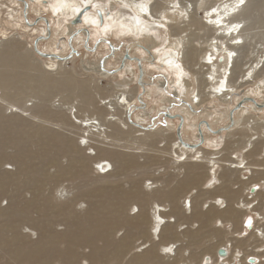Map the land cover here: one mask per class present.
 <instances>
[{
    "label": "bare ground",
    "instance_id": "6f19581e",
    "mask_svg": "<svg viewBox=\"0 0 264 264\" xmlns=\"http://www.w3.org/2000/svg\"><path fill=\"white\" fill-rule=\"evenodd\" d=\"M24 1L28 20L37 14L28 30L45 27L32 49L0 38L2 96L36 99L22 109L9 104V117L0 108V264H264V249L255 251L264 247V158H258L264 156V132L258 130L264 129V42L241 62L254 38L247 19L256 20L262 1L251 12L255 0H14L23 17ZM34 2L45 4L35 8ZM85 8L82 23L73 25ZM46 11L57 15L56 22ZM64 22L69 32L63 37ZM110 33L136 37L128 42L136 47L119 51ZM37 39L49 58L36 53ZM98 57L97 64L82 67L96 77L77 81L71 65ZM37 58L48 63V73H36L31 62ZM149 66L159 74L151 75ZM106 78L115 94L100 91ZM155 90L167 103L153 115L147 100ZM59 92L77 95L82 105L69 99L59 109L50 106ZM26 111L41 124L21 119ZM189 128L196 131L192 137ZM132 133L140 149L149 150L141 154L143 164L137 153L112 147ZM235 135L245 142L223 155L215 137ZM166 155L175 170H153ZM6 162L15 170L5 169ZM94 166L107 172L94 177ZM135 170L141 171L133 176ZM83 203L88 207L82 211ZM252 223L257 234L236 237ZM119 231L124 233L117 238Z\"/></svg>",
    "mask_w": 264,
    "mask_h": 264
},
{
    "label": "rangeland",
    "instance_id": "374dc122",
    "mask_svg": "<svg viewBox=\"0 0 264 264\" xmlns=\"http://www.w3.org/2000/svg\"><path fill=\"white\" fill-rule=\"evenodd\" d=\"M26 1H28L29 2V0H26ZM43 1H45V0H43ZM257 1H259V0H257ZM257 1L255 0V2L253 1L252 2V4H251V7L249 8V11H251V9L252 8H254L253 6H255V5H257ZM260 1H262V2H260V5H261V3H262V7L260 6V8L259 7H257L256 9L257 10H259V11H257V12H255V17H256V20H254L252 17V19H250V18H248L247 19V27L248 28H251V30L252 31H250V32H248V33H252V32H254V33H252V36L254 37L250 42H248L247 44H246V47L243 49V53H242V58H241V62L242 63H245L246 61H249L252 57H254V55L255 54H252V52L254 51V53L258 50V48L260 47V46H258V45H260L262 42H264V0H260ZM39 2H34L33 3V6L35 7V8H42L43 6H44V2H43V4H41V3H39ZM40 5V6H39ZM43 5V6H42ZM22 11H23V6H20V5H17L15 2H14V0H0V38L1 39H8V41L9 40H12V39H14V40H17V41H21V43L23 44L22 46H24V45H27L28 47H30L31 49H32V47H31V45H32V42H33V40L37 37V36H40L41 34H43L42 32V30H43V28L45 27V24H43V23H40V24H38L39 26H37V27H34V29H32V31H31V29L30 30H28V28H27V24H25L26 22H25V19H24V17H23V13H22ZM251 12H253V11H251ZM260 12V13H259ZM35 14H30L29 15V20L30 21H34L35 20V18H36V12H34ZM262 13V14H261ZM52 15V16H51ZM45 16H46V18L47 17H52V19H54V21L56 22V20L58 19V18H56L57 17V15H55V14H52V13H50L49 11H46L45 12ZM199 17H201L202 16V14H199L198 15ZM15 19V20H14ZM24 19V20H23ZM28 20V21H29ZM22 23V24H21ZM66 22H64L63 23V25H62V28L61 29H63V30H65L64 31V33H63V37L65 36V35H67L68 34V30H69V27H68V22L65 24ZM256 24V25H255ZM261 26V27H260ZM201 33H203V31H200ZM256 32H258V33H256ZM256 33V34H255ZM251 36V37H252ZM16 38V39H15ZM38 38V37H37ZM256 38V39H255ZM94 39V38H93ZM263 39V40H262ZM110 40H112V41H114L116 44H118V46L120 47V50L119 51H121V52H123V51H126V48L129 46L130 48H135L136 46H131L130 44L131 43H128L130 40H133V42L135 43V41L136 40H138L136 37H132L130 34H127V35H125V36H122L120 33L119 34H111L110 33ZM143 39H139V41H142ZM132 42V43H133ZM95 45V44H94ZM93 45V46H94ZM126 45V46H125ZM258 46V47H257ZM47 49H48V51H51V49H52V46L51 45H49V44H47ZM3 49V48H2ZM2 49H0V51L2 50ZM131 51H132V49H131ZM102 52L103 53H105L106 52V50L104 49V50H102ZM247 55V56H249L248 58H244L245 56ZM76 56H77V54H76ZM38 59V58H37ZM40 59V58H39ZM38 59V60H39ZM98 59H99V57L97 58V59H94V58H91L90 60H86V61H84L82 64H80V67L78 68V67H75V66H73V65H71L73 68H74V74H75V79L77 80V81H80V80H84V79H86V78H89V77H91V76H94V77H96V73H93V72H90L89 74L87 73V72H84L83 70H82V67L85 65V64H93V63H95V64H97V61H98ZM117 62H120V60L117 58V60H116ZM116 61H115V63H113V64H116ZM31 63H33L35 66H37V68H38V71L36 72L37 74H41V73H48V70H50V69H48V68H46V66H48V63L47 62H45V59L43 60L42 59V61H37V60H33ZM247 65H249V64H247ZM245 66L244 67V69L246 68V67H248V66ZM114 66V65H113ZM72 68V69H73ZM149 68H151L150 69V71H149V73L151 74V75H158L159 74V72L160 71H158V70H156V69H153V67H150L149 66ZM40 69V70H39ZM68 68H66V70H67ZM238 69H239V66H238ZM238 69L236 70V74L234 75L235 77L238 75V73H237V71H238ZM63 70H65V69H63ZM136 70H138V68H136ZM41 71V72H40ZM139 71V70H138ZM50 72V74H53L54 76H56V75H58V72H56L55 71V73L52 71V73H51V71H49ZM126 77L127 76H125L124 77V79H126ZM236 79V78H235ZM123 81V79L122 78H119L118 79V81ZM259 80H264V72H262V74H260V77H259ZM108 81V82H107ZM172 81V80H171ZM186 82L188 83V84H192V81H191V79L190 78H187L186 79ZM103 83V85L100 87V91L103 93V94H105V93H109V94H115V92H117V88H112V85H111V80L109 79V78H106L105 79V81L104 82H102L101 81V84ZM108 83H110V84H108ZM95 85L96 84H94V83H92L91 85H90V87H91V91H92V93L93 94H96L97 92H95V88H93V87H95ZM106 88V90H104ZM132 88H134V85L132 84L131 86H130V89H132ZM253 88V86H247L246 88H244L245 90H247V89H252ZM157 89V88H156ZM190 90L192 89L191 87L189 88ZM3 93H5V90H3V89H1L0 88V108H1V113H2V115L3 116H5V117H9V116H11L10 115V113L9 112H11L12 111V109L10 108V107H8L9 106V104H11V103H16L17 102V100H13V99H9V98H7V97H3L2 96V94ZM60 94H58V95H55V96H53V98L54 99H52L51 101L52 102H49V104H50V106H51V104L53 105V106H56L55 108L56 109H59V107L62 105V101L63 102H65V103H67V101L69 100V99H71V100H73L75 103L76 102H79V104H81V100L82 99H80V98H78L77 97V95H68V93H61V92H59ZM101 93V94H102ZM102 94V95H103ZM101 95V96H102ZM72 97V98H71ZM7 100H6V99ZM61 100H60V99ZM77 98H78V100H77ZM30 99V98H29ZM28 98H25V97H22L18 102H17V104L18 105H16V106H19L21 109L24 107V102L26 101V100H29ZM163 99H164V97L163 96H161L159 93H157V90H155V92H153V94H152V96H151V98L150 99H148L147 101L150 103V106L152 105V106H154L155 107V109L156 110H154L155 112H153V115L154 114H156L158 111H161L162 109H163V107L165 106V104L167 103L166 102V100H164L163 101ZM6 100V101H5ZM30 100H32V101H29L28 103H27V105H30V104H32L34 101L33 100H36L35 98H33V99H30ZM39 100V99H38ZM53 100H54V102H56V103H53ZM215 102H217L218 100L217 99H213ZM59 101V102H58ZM70 101V100H69ZM68 101V102H69ZM214 101H213V103H214ZM38 102V101H37ZM56 104V105H55ZM60 104V105H59ZM59 105V106H58ZM82 105V104H81ZM16 106H14V109H16L17 107ZM51 107L52 109H55L54 107ZM93 106V105H92ZM7 107H8V109H7ZM65 107H67V105L65 104ZM10 108V109H9ZM18 109V110H21V109ZM82 108H84V105H83V107ZM82 108H81V112L82 113H84V110H87V108H85L84 110H82ZM91 108V107H90ZM91 110H92V108H91ZM22 111V110H21ZM23 112V111H22ZM22 112H20V117H21V119H26V120H28L29 122H30V120H31V123H33V121H34V123H36V124H41V120L39 121V119L38 118H35V117H32L33 119H31L30 118V116H29V114L31 113V112H29V111H26L25 113H22ZM74 112H75V110H73V113H72V118L73 119H75L74 118ZM27 115V116H26ZM25 116V117H24ZM261 117L263 116V115H260ZM205 118H206V116H205ZM200 119H204V117H200ZM259 123H261V124H264V119H261L260 120V122ZM259 131H263L264 132V129H258ZM192 131V129L191 128H189V131H187V135L189 136V137H192L193 136V134H195V129H193V131ZM192 133V134H191ZM250 134V133H249ZM138 135V134H137ZM135 134H131L129 137H127V138H125V140H123V141H121L120 143H119V145H117V146H115V145H112V147L113 148H117V149H123V150H125V151H127V152H132V153H134V155H135V153H137L138 155H137V158H138V160L140 161V163L141 164H143L144 163V160H146L145 159V157H143L141 154H144V153H146V152H148L149 150H148V148H147V146H144V147H141V149H140V146H138V143H135ZM215 139H216V141L220 144V149L222 148V149H226L224 152H223V155H227V156H229V154L230 153H233L235 150H237V149H239L242 145H243V142H245V140H246V138L244 139L243 138V136L242 135H235V136H233V137H226L225 136V138L223 137V139L221 140V139H217L216 137H215ZM79 142H81V141H79ZM164 144H165V142H162V143H160V147L162 146H164ZM205 150H207V151H210V149H208V148H205ZM9 152L11 151L12 152V150H8ZM10 152V153H11ZM233 155V154H232ZM264 155V154H263ZM233 156H235V154L233 155ZM168 155H166V157H164L163 159H162V161H160L159 163L160 164H155L153 167H152V169L153 170H156L158 167H161L162 166V170H164L165 169V173H172L174 170H175V168H173V166H172V164H170V163H168L167 162V160H168ZM258 158H260V160H262L263 158H264V156H258ZM63 161H65V160H63ZM248 161L250 162V161H253V158H249L248 159ZM6 165H4L3 167L5 168V169H11V170H15V166H14V164L13 163H11L10 164V162L9 163H5ZM9 164V165H8ZM225 164V163H224ZM226 165H228L227 163H226ZM158 166V167H157ZM94 168H95V170H94V173L92 174L94 177L97 175V173L98 174H101V175H104V174H102L100 171H102V169H101V167L100 166H94ZM111 169V168H110ZM109 169V170H110ZM108 170V169H107ZM172 170V171H171ZM139 171H141V170H135V171H133L132 172V175L133 176H136L137 174H138V172ZM161 171V170H160ZM245 172V173H244ZM157 173H158V171H157ZM243 174H246V176L248 177V173L246 172V171H243L242 172ZM241 176V178H243V176L242 175H240ZM246 178V177H245ZM65 184H69V185H71L72 184V182L71 181H65L64 182ZM239 186V185H238ZM237 185H234L233 186V188L234 189H237V187H238ZM145 187L147 188V187H149V184L148 183H146V185H145ZM204 187H206V186H204ZM74 192H76V190H74ZM59 195V194H58ZM187 201H189V200H187ZM1 205L2 206H6V201H4V203L2 202L1 203ZM167 205H169V203L167 202ZM206 206V208H207V205H205ZM205 206H204V209H206L205 208ZM87 207H88V205H87V203H83V205H81V206H78V209H80V210H85V209H87ZM223 207H224V205H223ZM167 209H169L168 207H166ZM132 211V213H135V211H136V208L135 209H132L131 210ZM254 217V220H256L255 219V215L253 216ZM171 220H174V218H172ZM248 220V219H247ZM246 220V221H247ZM219 224V223H218ZM197 225V224H196ZM247 225L248 224H245V226H244V230H243V232H242V234H240V235H236V237H247L250 233H256L257 234V232H259V230L257 229V228H253V226H254V223H252L251 224V226H252V228L251 229H248V227H247ZM185 227V226H184ZM183 228V227H182ZM181 228V229H182ZM264 228V226H261V230ZM63 229V227H59V230H62ZM180 229V228H179ZM27 232V231H26ZM124 232L123 231H119L117 234H116V237L117 238H120L121 236H122V234H123ZM228 236H230V234H228ZM32 237L33 238H36V236L33 234L32 235ZM255 240H256V236H255ZM230 242V241H229ZM253 242V243H252ZM262 241L260 240V243H261ZM231 243V242H230ZM255 242H254V240H251V244H249L248 246H247V248L249 247V249H251V248H254V244ZM200 245H202V244H200ZM229 245V244H228ZM262 249H264V247L263 248H257V249H255V251H260V250H262ZM82 251H83V253L85 252V253H87V252H89V249L87 248V247H83L82 249H81ZM138 250V248L135 246L134 248H132V252H136ZM163 251V250H162ZM167 253H169V251H167ZM166 253V254H167ZM163 254H165V253H163ZM241 256H243V252H240L239 253ZM81 264H90V261L88 260V259H84V260H82L81 261Z\"/></svg>",
    "mask_w": 264,
    "mask_h": 264
},
{
    "label": "water",
    "instance_id": "95a60500",
    "mask_svg": "<svg viewBox=\"0 0 264 264\" xmlns=\"http://www.w3.org/2000/svg\"><path fill=\"white\" fill-rule=\"evenodd\" d=\"M23 4H24V18H25V22H26V24H29V21H28V17H27V8H28V5H27V3L24 1L23 2ZM88 10V8L86 9H84L80 14H79V16H77L76 17V19L73 21V25H76V24H80V23H82L81 21V19H82V16L85 14V12ZM44 20L46 21V19L44 18ZM46 23H47V21H46ZM48 25V24H47ZM48 31H50V29H49V25H48ZM39 40L40 39H37V40H35V43H34V47H35V51H36V53L39 55V56H41V57H43V58H49V55H46V54H44V53H42V52H40L39 50H38V42H39ZM88 40H89V34H88ZM108 43H110V42H108ZM69 44H71V38H69ZM96 50V46H94V51ZM111 50L112 51H114V48L113 47H111ZM71 53L72 54H77V51L76 50H74V49H72V51H71ZM51 57H55V56H51ZM129 54L128 53H126L125 54V56H124V60H127V59H129ZM103 64H104V62H102L101 64H100V67H101V69L102 70H105L104 69V66H103ZM123 65H124V62L121 64V68L123 67ZM138 68H139V70H140V80H139V83L141 84L142 83V78H143V68H142V64L140 63V61H138ZM112 73H115V72H112ZM142 85H143V83H142ZM142 88V93L144 92V87H141ZM138 98H139V100L141 101V96L139 95L138 96ZM182 126H183V120L180 118V124H179V126H178V137L181 139V129H182ZM220 254L221 255H223L224 254V251H222V250H220Z\"/></svg>",
    "mask_w": 264,
    "mask_h": 264
},
{
    "label": "snow or ice",
    "instance_id": "6c2138e0",
    "mask_svg": "<svg viewBox=\"0 0 264 264\" xmlns=\"http://www.w3.org/2000/svg\"><path fill=\"white\" fill-rule=\"evenodd\" d=\"M250 223V222H249ZM165 251H170V249H165Z\"/></svg>",
    "mask_w": 264,
    "mask_h": 264
},
{
    "label": "built area",
    "instance_id": "2783aa9c",
    "mask_svg": "<svg viewBox=\"0 0 264 264\" xmlns=\"http://www.w3.org/2000/svg\"><path fill=\"white\" fill-rule=\"evenodd\" d=\"M102 174H104L105 172L104 171H100Z\"/></svg>",
    "mask_w": 264,
    "mask_h": 264
}]
</instances>
